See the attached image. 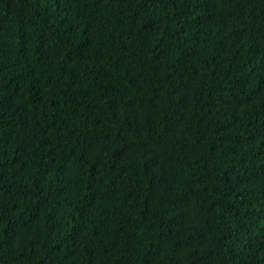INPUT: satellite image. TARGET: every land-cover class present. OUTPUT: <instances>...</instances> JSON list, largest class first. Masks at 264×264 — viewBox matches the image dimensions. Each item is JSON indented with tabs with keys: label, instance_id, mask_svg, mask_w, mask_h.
<instances>
[{
	"label": "trees",
	"instance_id": "16d2710c",
	"mask_svg": "<svg viewBox=\"0 0 264 264\" xmlns=\"http://www.w3.org/2000/svg\"><path fill=\"white\" fill-rule=\"evenodd\" d=\"M0 264H264V0H0Z\"/></svg>",
	"mask_w": 264,
	"mask_h": 264
}]
</instances>
